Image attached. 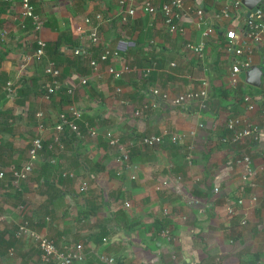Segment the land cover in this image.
Instances as JSON below:
<instances>
[{
  "label": "crops",
  "instance_id": "0c3cea01",
  "mask_svg": "<svg viewBox=\"0 0 264 264\" xmlns=\"http://www.w3.org/2000/svg\"><path fill=\"white\" fill-rule=\"evenodd\" d=\"M116 1L32 0L43 21L38 35L45 42L44 56L35 61L26 60L35 44L29 30L18 26L19 0H0V33L5 31L0 38V264H56L39 260L31 236H16L23 221L60 250L80 243L84 258L71 264H100L102 254L112 255L116 264H264V117L242 102L244 95L256 99L261 88L245 83L241 72L234 86L228 82L234 56L225 50L224 38L225 28L242 24L246 8L231 7L229 17L216 18L229 0H184L188 17L170 33L159 11L149 15L137 10L121 20ZM197 7L202 10L200 27ZM95 13L103 17L97 27L100 45L118 50L135 67L119 79H110L104 65L99 75L90 73L85 59L72 52L88 45L83 18L94 22ZM204 26L212 32L202 37ZM199 40L204 42L200 57L183 48L185 42ZM259 50L252 51V65H261ZM96 55L90 48L89 56ZM48 60L60 68L62 84L74 87L71 102L96 134L90 137L81 127L79 138L61 137V149L43 147L28 177L15 186L11 170L27 160L35 113H42L46 145L56 115L68 104L65 85L48 100L42 98ZM151 61L153 69L142 76L141 69ZM82 77L86 82L77 84ZM201 79L207 84L205 109L196 101L158 103L149 92L158 88L171 98L198 89ZM116 86L119 95L113 94ZM143 102L150 104L145 115L133 116ZM230 116L258 124L256 138L222 142ZM108 130L131 144L129 167L107 145ZM142 134L163 138L140 146ZM173 135L182 142H169ZM242 155L255 170L248 180L234 162ZM51 157L54 163L48 162ZM82 183L85 190L79 191ZM161 230L171 238L162 237Z\"/></svg>",
  "mask_w": 264,
  "mask_h": 264
},
{
  "label": "built area",
  "instance_id": "2783aa9c",
  "mask_svg": "<svg viewBox=\"0 0 264 264\" xmlns=\"http://www.w3.org/2000/svg\"><path fill=\"white\" fill-rule=\"evenodd\" d=\"M116 3L119 8L120 19L123 21L127 16L134 15L137 10L149 15L159 11L161 21L170 33L180 30V22L188 17V8L185 6L184 0H117ZM240 5L241 0H229L228 4L223 6V8L215 13L214 16L216 18L220 16L229 17L228 11L231 7L237 9ZM194 13L198 19L197 25L200 27V24L203 23L202 10L197 7L194 10ZM19 16L21 21L18 22V26L23 30H29V34L32 35L35 44L31 53L26 57V60H40L44 56L45 42L38 35V32L43 21L35 12L32 0H19ZM93 18L94 22H92L89 17L83 18L84 23L87 25L85 36L88 40V45L84 48H73V54L85 59L90 73L94 75H99V69H101V65H104V72L113 80L119 79L135 70V67L131 66L130 62L122 57L118 50L100 45L97 27L103 17L100 13H95ZM26 20L28 21L29 26ZM76 29L79 30L78 28ZM211 32L212 28L210 26H204L201 31V36L205 37ZM4 36L5 31H2L0 33V38L2 39ZM224 38L225 50L234 56L229 67L228 75V82L232 86L237 82V74L252 65L251 54L253 49H255V47L260 49L259 51L262 55L261 64L263 66L260 77L261 92L256 99L251 98L249 95L242 96V102L245 104L246 110L252 111L257 108L260 117H264V0L259 1L253 11H248V14L243 16L242 24L240 26L225 28ZM90 48H95L97 50L96 57L89 56ZM183 48L200 57L204 48V42L203 40H199L195 43L185 42ZM114 64L117 66H114ZM153 65L154 62L151 61L150 66L141 69L142 76H146L147 72H149ZM44 74L48 78V81L43 89L42 98L48 100L61 85L64 86L65 84H62L60 79V68L53 61L48 60L46 62ZM85 82V78L82 77L78 78L77 84L83 85ZM199 85V88L196 90L183 91L172 95L171 98L168 97V94L165 91L158 88H151L149 92L153 100L158 103L166 101L172 106H185L191 101H196L199 109H205L207 107L205 101L207 88L206 81L201 79ZM64 88L66 94H68L71 100L74 87L71 85H65ZM6 90L8 93L11 92L9 83L6 84ZM120 92L121 88L116 86L113 94L119 95ZM117 101L118 103H124L122 99H117ZM151 104L154 106V103ZM149 107V103L143 102L140 108L132 111V115L135 117H143ZM35 117L37 118L35 133L28 144L27 160L24 165L11 170V183L15 186L20 179H26L28 177L32 170L33 162L37 159V155L44 147L42 133L45 130V126L41 121L42 113L37 111ZM197 126L201 127L202 124L198 123ZM81 127L86 130L88 136H95V129L88 125V122L82 118V110L73 102H70L64 110L56 115V119L51 128L50 142L46 143L45 148L51 150L52 147L55 146L57 149H61V137H66L64 131L72 133L75 138H79L82 135L80 130ZM225 128L228 131V135L219 138L225 143H237L246 137L254 139L260 131L258 124L240 116L227 117ZM190 134H193V131H190ZM104 137L107 145L116 154V160H122L125 163L124 167H129L131 164L128 163L131 144L121 142L118 136L109 130L105 132ZM162 138L161 135L142 134L138 137L137 144L140 146H151L160 143ZM168 140L172 144H179L182 142V137L179 135H173L168 137ZM185 148L187 151L186 157L189 158L192 146L191 144H188L185 145ZM48 162L54 163L55 158H49ZM234 162L235 164L242 166L243 171L241 177L243 180H248L255 175V170L250 167V159L247 155H242L234 159ZM68 175L72 176L70 173ZM2 176L3 172L0 171V178ZM178 178L179 177H176V179ZM83 190H85L84 183L79 186V191ZM214 191H217V188H214ZM251 199L254 200V197L252 196ZM237 202L241 203V200H237ZM124 206L127 207L128 203H124ZM20 209H22V206H20ZM225 209L228 214H231L234 211L229 205H227ZM1 219L2 217L0 216V220ZM22 235H29L34 239L38 258L42 263L54 262L56 264H71L73 261H81L84 258L82 245L80 243H76L69 248L60 250L56 248L51 239L29 230L25 221L20 223L16 229V236L20 237ZM160 235L166 239L171 238L166 230H161ZM98 260L100 261V264H116L112 255H99Z\"/></svg>",
  "mask_w": 264,
  "mask_h": 264
},
{
  "label": "water",
  "instance_id": "95a60500",
  "mask_svg": "<svg viewBox=\"0 0 264 264\" xmlns=\"http://www.w3.org/2000/svg\"><path fill=\"white\" fill-rule=\"evenodd\" d=\"M261 0H241V4L247 9L245 15L248 11L254 10L255 5ZM262 64L261 65H250L248 68L241 71L243 81L251 86L258 87L260 85V77L262 74Z\"/></svg>",
  "mask_w": 264,
  "mask_h": 264
},
{
  "label": "trees",
  "instance_id": "16d2710c",
  "mask_svg": "<svg viewBox=\"0 0 264 264\" xmlns=\"http://www.w3.org/2000/svg\"><path fill=\"white\" fill-rule=\"evenodd\" d=\"M150 65H151V63H150ZM151 69H153V66L150 68V70H151ZM150 70H149V72H150ZM149 72H147V74H149ZM63 92L65 93V95H64V97H63V98H64V101L67 102V103L71 102L70 97H69L68 94H66V92H65V89H64ZM64 133H65V136H67L68 134L71 135V136L68 137V138H71V139L74 138V136H73L72 133H67L66 131H64ZM69 135H68V136H69ZM65 139H66V138H65ZM62 140H63V138H62ZM43 146H44V149H45V143H43ZM105 255H107V254H105ZM81 261H82V260H81ZM114 261H115V260H114ZM73 262H80V261H73ZM73 262H72V263H73ZM51 263H54V262H51ZM115 263H116V261H115Z\"/></svg>",
  "mask_w": 264,
  "mask_h": 264
},
{
  "label": "clouds",
  "instance_id": "9594fccd",
  "mask_svg": "<svg viewBox=\"0 0 264 264\" xmlns=\"http://www.w3.org/2000/svg\"><path fill=\"white\" fill-rule=\"evenodd\" d=\"M241 6H242V4H241ZM256 6V5H255ZM246 11H244V14H243V16L245 15V13L247 12V9H245ZM249 11H251V10H249ZM243 16H242V18H243ZM246 16V15H245Z\"/></svg>",
  "mask_w": 264,
  "mask_h": 264
}]
</instances>
